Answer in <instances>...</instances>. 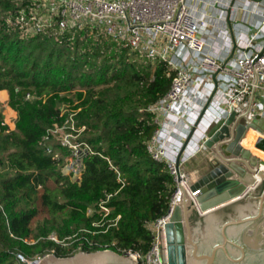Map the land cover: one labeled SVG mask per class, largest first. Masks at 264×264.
Here are the masks:
<instances>
[{"label": "trees", "instance_id": "1", "mask_svg": "<svg viewBox=\"0 0 264 264\" xmlns=\"http://www.w3.org/2000/svg\"><path fill=\"white\" fill-rule=\"evenodd\" d=\"M17 7L0 0V90L17 113L9 130L0 109V264H26L17 253L32 261L48 253L147 252L144 221L167 212L175 188L165 164L147 151L157 127L147 107L169 90L172 73L166 76L161 61L130 59L137 53L96 30L21 36L6 22ZM73 90L75 101L65 95ZM69 112L89 147L78 179L58 168L67 147L42 144ZM37 204L54 213L37 218Z\"/></svg>", "mask_w": 264, "mask_h": 264}, {"label": "built area", "instance_id": "2", "mask_svg": "<svg viewBox=\"0 0 264 264\" xmlns=\"http://www.w3.org/2000/svg\"><path fill=\"white\" fill-rule=\"evenodd\" d=\"M39 2H17V9L6 13V22L17 26L21 36L61 37L65 32L96 30L151 62H163L166 76L172 73L169 90L147 107L162 116L147 151L165 164L175 188L167 212L144 221L151 234L148 251H127L137 264H168L165 224L180 196L178 183L186 186L189 181L183 164L205 147L208 129L239 105L243 104L238 124L248 125L255 115L264 119V0H41L42 7ZM36 11L43 12L36 16ZM30 98L27 93L26 99ZM60 109L64 112V106ZM73 114L48 129L42 144L58 138L70 150L69 160H74L68 174L78 179L82 155L89 147L77 138L72 141L83 128L76 129ZM199 116L177 169L176 157ZM201 121H208L202 130ZM197 135L198 145L191 148L189 142ZM46 151L52 153L50 146ZM103 203L98 205L106 214L109 209ZM50 238L58 242L54 235ZM17 258L26 263L20 253Z\"/></svg>", "mask_w": 264, "mask_h": 264}, {"label": "water", "instance_id": "3", "mask_svg": "<svg viewBox=\"0 0 264 264\" xmlns=\"http://www.w3.org/2000/svg\"><path fill=\"white\" fill-rule=\"evenodd\" d=\"M242 106L208 129L204 145L217 153L208 168L186 186L178 183L180 196L165 224L168 264H264V171L260 161L252 163L228 149ZM200 116L182 143L176 157L177 169L179 156ZM247 126L264 133V119L259 115ZM26 264L136 262L127 253L103 249L65 257L48 253Z\"/></svg>", "mask_w": 264, "mask_h": 264}, {"label": "bare ground", "instance_id": "4", "mask_svg": "<svg viewBox=\"0 0 264 264\" xmlns=\"http://www.w3.org/2000/svg\"><path fill=\"white\" fill-rule=\"evenodd\" d=\"M206 119L210 120V118ZM207 123L208 121H201L200 128H204ZM198 140V135L194 136L189 142V146L196 148ZM228 149L238 157L249 160L252 163L260 161L264 171V133L241 123L237 126L233 139L228 144Z\"/></svg>", "mask_w": 264, "mask_h": 264}, {"label": "rangeland", "instance_id": "5", "mask_svg": "<svg viewBox=\"0 0 264 264\" xmlns=\"http://www.w3.org/2000/svg\"><path fill=\"white\" fill-rule=\"evenodd\" d=\"M21 1L22 0H17V2H18V4H20L21 3ZM34 1H38V0H34ZM40 2L39 3H41V7H42V2H41V0H39ZM42 12L43 11H41V12H35V15L37 16V15H39V14H42ZM130 59H136L137 61L138 60H140V61H142V60H146V59H144V57H141V56H139L138 54L136 55L135 54V57L134 56H132V58H130ZM65 95H67L69 98H71V99H73L74 101L76 100V98H75V91L73 90V91H68V92H66L65 93ZM60 106H63V104L62 103H60L59 104ZM7 102L6 101H0V109H1V113H2V115H3V122L4 121H9V123L10 122H12V121H15V119H14V113H12V115H10V114H8L6 111H7ZM154 114V122L157 124V125H160L161 123H162V116H161V114L159 113V112H157V113H153ZM4 124H5V122H4ZM7 126H8V129L9 130H11L10 129V127H12V123H10V124H6ZM79 138V136H77V137H73V139H72V141L73 142H76V140ZM183 141V140H182ZM53 143H58V138H54V139H52L51 141H50V144H53ZM203 149H206V147H204ZM202 149V150H203ZM202 150H200V151H202ZM199 151V152H200ZM59 153V152H58ZM59 156H60V154H58ZM200 155V154H199ZM63 164H60L59 166H58V168L60 169V171L62 172V173H64V174H68L69 173V169H70V167L72 166L71 164L74 162V160L73 159H70L69 160V154H67V155H63ZM194 162H196L195 161V159L194 160H191V161H189L187 164H186V167H192L193 166V164H194ZM208 163H210V162H208ZM208 163H205V165L207 166V168H208ZM74 165V164H73ZM79 173H77V174H75V175H78ZM73 179H74V177L75 176H71ZM48 183V191H49V193H50V195H51V197L52 198H54V196H56V192H55V190H54V185H53V183H52V181H48L47 182ZM38 205V204H37ZM38 210H39V212H38V214H37V218H41V217H43V216H49V215H51V214H53L54 212L53 211H51L48 207H42V206H40V205H38ZM63 211H66V209H64ZM53 212V213H52ZM55 214H57V213H55ZM59 257H61V256H59ZM37 258H42V257H37ZM36 258V259H37ZM136 262V261H135ZM137 264V263H136Z\"/></svg>", "mask_w": 264, "mask_h": 264}, {"label": "crops", "instance_id": "6", "mask_svg": "<svg viewBox=\"0 0 264 264\" xmlns=\"http://www.w3.org/2000/svg\"><path fill=\"white\" fill-rule=\"evenodd\" d=\"M7 99H8L7 91L5 89H1L0 90V101H6L7 102ZM6 112L10 115H12V113H14V119H16V115H17L16 111L11 109L10 107H7ZM4 122H5V124L12 123V127H10V129L11 130L14 129V122L15 121H12L10 123H9V121H4ZM202 129L203 128H201V130ZM214 154H217V153H215V151H213L210 148H206V149H203L202 151L194 154L185 164H183V170L188 174L189 182L195 181V179L202 173V171H204V168L206 167L205 163L212 161ZM194 159L196 162H194L193 166L192 167H186V164L189 161L194 160Z\"/></svg>", "mask_w": 264, "mask_h": 264}]
</instances>
